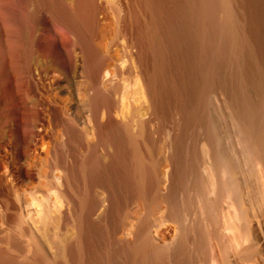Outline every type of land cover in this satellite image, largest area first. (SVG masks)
I'll return each mask as SVG.
<instances>
[{
	"label": "bare ground",
	"instance_id": "1",
	"mask_svg": "<svg viewBox=\"0 0 264 264\" xmlns=\"http://www.w3.org/2000/svg\"><path fill=\"white\" fill-rule=\"evenodd\" d=\"M123 8L122 51L132 62L114 74L112 48L96 44L105 36L100 0H0V114L10 83L29 118L15 142L0 118V264H230V251L253 254L243 233V160L264 182V102L252 100L264 99V0H128ZM27 24L71 36L56 67L67 85L79 69L89 81L69 113L50 100L48 127L31 73L39 40L27 41ZM124 73L137 78L139 98L123 93ZM218 93L238 124L239 162L214 117ZM168 128L171 142L160 148ZM42 130L60 132L46 156ZM166 222L179 230L173 246L155 238Z\"/></svg>",
	"mask_w": 264,
	"mask_h": 264
},
{
	"label": "rangeland",
	"instance_id": "2",
	"mask_svg": "<svg viewBox=\"0 0 264 264\" xmlns=\"http://www.w3.org/2000/svg\"><path fill=\"white\" fill-rule=\"evenodd\" d=\"M127 1L128 0L126 1L125 0H100V3H102L105 8L104 12L100 14V17H99L101 26L105 29V36L103 37L100 35V33H98V37H96V44L105 41V43H107L108 46L112 48L110 52V56L107 61L106 69L111 71L112 73L114 72V74L116 73L114 69L117 68V66H119L120 64H122L125 60L127 63L124 62V66L126 67H128L132 62L131 58L125 56L122 51L123 43H124V35L121 33L120 24H119V16L121 18L124 17L123 3ZM116 8H120L119 9L120 11L122 9L123 12L122 11L117 12ZM24 27H25L24 36L27 39V41L30 42V40L32 41V39L34 38H37L39 40L38 42L39 45H36L33 50L34 57L32 61L33 66L31 65V73L34 75L33 77L35 78V79L33 78V81H36L39 88L42 89V91L40 90L41 91V102L43 104L42 110L44 109V111L42 112H44L43 117L45 118V124L46 126L47 125L49 126V121L51 119V116L49 113L50 110H48L50 108L49 106L50 104L48 105V103L55 100V102L58 104V107L60 106L59 108H61L63 112L65 113L71 112L72 107L77 102V98H78L76 96L77 90H78L77 88L79 87L84 88L85 86H87V84H89V81L83 78V73L81 69H79L77 71L78 72L77 77L72 79L73 81L71 83V86L67 85L66 83H64V69L58 65L56 67L55 61H58L60 63L62 62V59L60 58V50L62 46L71 49V43L69 42H71L70 40H72V38L69 39V37L71 36L66 34L64 30L61 29L62 31H60L64 33L59 32L56 34L54 32H46V31H40V30H38V32H35L29 24H27ZM40 27L42 28V26ZM10 32L13 33L12 30H10ZM10 32L9 34H11ZM99 36H100V39H99ZM73 60L78 62L79 65H81L82 57L80 54H76V55L74 54ZM47 64H49L50 67ZM126 67H124L125 70L123 71H127ZM128 74L129 73H124V76L119 77V79H121L122 84L126 86L125 87L123 85L125 89V90L123 89V93H126L128 97L131 99L139 98V95H136V92L138 91V87H139L137 78L133 76L134 74L132 75L131 74L128 75ZM36 78L38 79V81ZM111 82L112 80H109V79L105 80V85L107 86V88L110 87ZM8 85H9V88H10L9 90L11 91L10 92L11 94L9 93V90H8V93H9V94L7 93L8 96L5 95V97L2 98V104H1L2 113L0 114V118L3 117L6 120L8 119L6 130L9 133V135L11 134L13 136L14 138L13 142H15V140L16 141L19 140L21 136V133H22L21 124L23 120L26 118L29 120V118L25 115L24 110L21 109V104L17 99L16 93L13 91L15 86L10 83ZM213 97L215 98V99L213 98L214 100L213 107L215 110L214 117L216 118L215 120L217 121L220 127V132H222L221 133L222 136H224L225 147L230 151V153L236 158L238 162L239 160L242 161L243 156L239 155V153H236V151L239 152V150L241 149V143H240V138L238 134V124H237L236 118L233 115L230 102L222 93L213 95ZM252 100L253 102L254 100L255 102L256 101L260 102L261 104L264 102V99H261L257 93L252 94ZM20 110L23 112H20ZM18 113H20V115ZM48 113L49 115H47ZM25 122H28V121L24 120L23 123ZM19 123H21L20 126H19ZM16 130H18L19 132ZM45 130L47 129L45 128ZM45 130H42L41 133L45 136L44 143L46 144V142L47 141L48 142L45 148H43V150L41 148L42 143H40L41 144L40 152L42 156H46L47 154L48 143L52 141L54 136H57L58 134H60V132L56 131L53 134L54 135L53 136L51 133L46 134V132H48L49 130L48 131H45ZM173 134H174V131L171 128H168L167 131L163 134V140L159 144L160 148L164 147V142L166 140L169 143L171 142ZM197 135L198 134L195 131H192L189 133L187 141L190 147H192V145L195 144V139ZM10 138H11L10 140H12V137ZM169 146L164 148L163 155L167 154L168 152L169 153L167 155L173 153V148L171 147L172 145H169ZM243 163H245L246 165V172H247V183H248V192H249L248 197H247V208H248L249 221H250V225L248 229L243 231V233L246 234L247 232V237L249 239L247 244L249 246H253V254H251L252 256L249 259L241 260V257L236 255L233 251H230L231 252L230 264H264V182L262 179V172H261V168L258 166H255V165L251 166L248 164V162H244V160H243ZM164 191H166V189H164ZM231 221H233V223L231 222V224L232 225L234 224L237 227L235 229L236 235L241 236L242 235L241 233L242 230L240 228L241 223H237V220H231ZM178 231L179 230L177 226L172 225V223L166 222L163 226L159 227L158 229H155L154 234H155V238L158 244L162 246H173L175 244L174 242H176L177 240V237L179 234ZM229 237L230 236L227 235V238ZM213 252L214 253H212L211 251V255L212 254L215 255V251Z\"/></svg>",
	"mask_w": 264,
	"mask_h": 264
}]
</instances>
